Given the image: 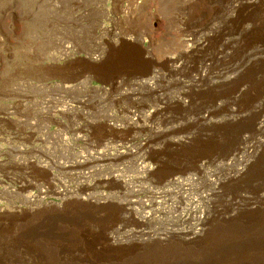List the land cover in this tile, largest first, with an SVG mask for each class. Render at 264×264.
Listing matches in <instances>:
<instances>
[{
  "label": "rangeland",
  "instance_id": "1",
  "mask_svg": "<svg viewBox=\"0 0 264 264\" xmlns=\"http://www.w3.org/2000/svg\"><path fill=\"white\" fill-rule=\"evenodd\" d=\"M225 1L0 0V229L40 232L53 223L58 236L73 241L80 228L82 251L102 257L156 241L176 245L178 233L202 230L200 238H188L194 244L264 206V176L250 174L264 160V129L258 125L264 118L263 91L253 87L236 100L235 84H225L215 98L219 88L207 86L211 75L216 78L211 65L209 80L189 105H156L157 98L141 90L145 110L161 108L144 117L145 126L126 123L132 106L127 96L138 77L150 79L154 69L163 82L177 77L164 58L180 51L178 40L192 36L196 46L205 44L201 53L188 57L191 69L180 77L184 83L196 74L200 58L211 61L221 35L213 36L209 24L221 20L213 14ZM228 25L222 24L220 32ZM209 33L213 37L206 41ZM108 58L113 64H105ZM205 113L210 122L199 119ZM141 161L153 170L138 174L133 164ZM117 175L135 188L145 182L150 191H159L154 205L148 189L141 188L132 199L147 200L148 207L126 205L128 188L118 185ZM172 177L190 178L189 184H169ZM86 199L99 204L90 206ZM190 206L195 216L181 219ZM147 212L154 217L138 221ZM150 234L162 239L149 241ZM239 244L199 243L201 253L188 259L230 262L238 258Z\"/></svg>",
  "mask_w": 264,
  "mask_h": 264
},
{
  "label": "bare ground",
  "instance_id": "2",
  "mask_svg": "<svg viewBox=\"0 0 264 264\" xmlns=\"http://www.w3.org/2000/svg\"><path fill=\"white\" fill-rule=\"evenodd\" d=\"M189 1L195 5L196 4L195 2L197 0H189ZM225 2H226V4H223L221 6V8L218 7L217 12L215 14H213L214 16L220 14V16H222L221 20L220 21L218 20V22H216V23H214L215 21L214 22L210 21L211 24H209V25H212L211 29L209 28L210 29L209 31L212 32L213 36L217 35L218 33L221 35L220 36L221 42H219L220 45H219V47L215 48V51L213 52V58L210 59L211 61L206 62V60H207L205 58L206 56L200 58V64L198 66L196 65L197 67L194 69L196 74L193 76L188 75L190 78V82L184 83L180 77L182 76V74L184 72L188 73V70L191 69V66L188 65V57L192 54H195V53H201L205 49V44H199L196 46L194 44L196 41L192 42L193 41V39H191L192 36L191 37L189 36V38H187V39L178 40V42L180 44V51L174 55H169V56H167V58H164L165 63H169V64L171 63L172 64L171 65L172 70H170V71L172 72V75H175L177 77L174 78V81H169V80L167 81L165 79V81L163 82L160 80V78L162 79L161 72L157 69H154L153 71H151L152 73H151L150 79H145L144 77H142V78L138 77L137 79L135 78L136 80L132 84L133 88L130 89L131 90V91H129L130 94H128V96H127L128 98L131 99L130 103H132L131 108L129 110H127L128 113H126V114L130 115V117H129L130 121L128 120L129 123L126 122L127 125L130 124V126H132L133 128H136L140 125L145 126L146 122H144V121L147 120L146 118H149L150 116H152L156 111L159 112V110L161 108V106L159 108L156 107V108H154V110H150L149 112L147 110H145V107L147 104H146V101H144V99L141 98V90L146 91L147 93L154 95L157 98L156 105H158V104L161 105L162 103L163 104L165 103L164 105L166 107L168 105V103H175L181 107H186V105H189V103H191L195 99V92H197L198 90L201 89V86L204 84L203 82H205L206 80H209V78H207V77L210 75L209 74V72H210L209 67L211 65H214L212 68L216 69V72H215L216 78L212 79V75H211V77L209 76L210 80L207 83V86H209L208 89H215L213 87L219 88L222 85L225 86V84H230V85L235 84L236 93L238 95V96L234 97V98H236V100L240 99L241 97L243 98L244 96H246L250 92V90L253 89V87H256V89H259L260 91H263V93H264V0H227ZM218 5H220V4H218ZM182 6H183V4H182ZM9 7L10 6L6 5V7L3 8L2 12L4 13V11H8ZM241 7H242V13L239 14V11H241L240 10ZM191 9H192V7H191ZM235 13H236L235 16H237V17H233ZM24 17H27V16L25 15ZM226 23L229 24L228 25L229 27L226 29L225 32L221 33L220 32L221 25L226 24ZM97 27H98V25H97ZM224 27H225V25H224ZM99 28L101 29L102 27H99ZM10 32H11V30H10ZM210 35H211L210 33L206 35V41L212 39L213 36L209 37ZM218 37H219V35H218ZM149 38H150V36H149ZM153 40H155V39H153ZM156 41L157 40H155V43H156ZM201 43H203V42H201ZM153 45H155V44H153ZM146 52H147V55H149V56L152 55L149 50H147ZM2 58H3L2 53H0V65L3 62ZM111 63H112L111 59H109V58L105 62V64H107V65H110ZM104 66H106V65H104ZM127 80H125V81H127ZM132 80H130V81H132ZM130 81H129V83H130ZM62 85L64 87H70L71 86L70 84H62ZM75 85H77V84H74V86ZM123 85H124V83H123ZM172 85L177 86V87L174 86L175 87L174 91L169 90ZM63 86H61V87H63ZM130 88H131V86H130ZM218 88H216V89H218ZM167 91H169L168 94H166ZM207 91H212V90H207ZM219 91H221V88H219L217 90V93H215L216 95L213 93L215 98L218 97ZM121 92H123V91H121ZM118 94H119V92H118ZM121 95H123V94H121ZM204 95H206V94H204ZM200 97H201V95H200ZM122 98H124V97H122ZM218 100H219V98H218ZM69 103H71V102H69ZM76 103H78V101ZM219 103H221V102H219ZM53 106H57V105H53ZM67 107H73V105H67ZM51 109H53V108H51ZM51 109H50V111H51ZM63 109H64V106H63ZM57 110H56V112H57ZM54 111L55 110L53 109V112ZM144 117H146V118H144ZM199 119L203 120V122L204 121L210 122L209 121L210 117H209V114H207V113L199 116ZM149 121H151V120H148V122ZM258 125L261 127V129H264V118L259 121ZM94 160H95V158H94ZM142 161L139 163L137 162V164H133V166L136 168V169L135 168L134 169L138 172V174H139V172L142 173V175H143V173H150L153 170L152 169L153 167L150 166L151 164L143 163ZM68 165H70V164H68ZM85 165H87V164H85ZM85 165H84V167H85ZM89 165L91 166V164H89ZM95 165H98V164H95ZM248 165L249 164H244L243 168H246ZM40 166H42L43 168L50 167L49 164H42ZM57 166H59V165H57ZM62 166H63V164H61V167ZM66 166H67V164H66ZM72 166H76V164L72 165ZM80 166H83V164ZM64 167H65V165H64ZM252 167L253 168L250 171L252 178H259L261 176H264V160L261 162V164L257 165V167H255V168H254V166H252ZM243 168H242V170L239 169L237 171V173L241 174L244 170ZM247 169H248V167H247ZM189 180H190V178L181 179L180 177H172V178H168L167 182L169 184H176V185L179 184L182 187H184L185 185L189 184V183H187V181H189ZM116 181H117L118 185H120L124 188H128L130 198L128 199L126 205H129L132 202H137L138 204L140 203L139 205H141L142 208L148 207V202H146L147 200L145 201V200L140 199V198L139 199L138 198L132 199V198L137 197V195L141 189L142 190L148 189L147 193L149 194V197H148L149 200L148 201L150 202V205L151 204L154 205V202H155L154 199H156L155 195H157V193H160L159 191H154V190L150 191V189H151L150 186H147L145 184V182L144 183L141 182L142 183V184H140L141 189L135 188L132 185H130L128 179H126L124 177V175H123V177L122 176L116 177ZM138 181H140V180H138ZM132 183H133V181H132ZM38 191H39V193H45L46 192L45 189L42 190L40 188ZM54 192L56 194H60L63 197H65V193H62V190L55 189ZM86 198H88V196ZM82 199H83V197H82ZM86 202L89 203L90 206H94V205L99 204V200H95V199L94 200L86 199ZM80 203H82V202H80ZM82 206H84V205L82 204ZM90 206H88V207H90ZM187 209H188L187 214L186 215L181 214V217H182L181 219H184L186 216L188 217L189 215L194 214V210H193L192 206H190ZM75 212H76V210H75ZM75 214H79V213H75ZM80 216L81 215H79V217L76 219L77 221L82 217V216L81 217ZM194 216H195V214H194ZM151 217H154V216H152L151 213L149 214V212L144 213L142 215L140 214L138 216V221L145 222V221H148L149 219H151ZM70 218H71V216H70ZM62 219H64V218H62ZM45 222H47V221H45ZM55 222H56V220H55ZM69 222L71 224V221H69ZM83 225H82V227H83ZM222 225H223V227H220L218 229H213L210 232V235L208 234L209 236H207L206 238L204 237L205 236L204 235L203 238H201L199 241L196 242L198 244L194 243L196 245H194L193 242L192 243L188 242L189 241L188 238H192V240L197 239L201 235L202 230L193 231L190 233H188V232L187 233H184V232L178 233L179 234L178 235V242L179 243H177L176 245L171 244V243L163 244L164 242L161 243V241L160 242L156 241V242H151L152 244H149V243L146 244L145 243V245H141L139 247H136L135 249H127L126 250L127 252L123 251L121 253L122 256L119 255L120 253L119 254L117 253L118 255H112V254L109 255L108 254L109 256L105 255L102 257H100L99 255H97V256L91 255L90 256V254H86L84 251H82L81 247L83 245H82L80 238H79V234H81L80 228H78V230L75 229L76 230L75 234H77L78 237H75V240H73V241L69 240V238H70L69 236H66V237L65 236H63V237L58 236L57 233L54 232L53 223H49L48 226L45 228V230H42L40 232L35 231L36 233L32 232V231L22 233L21 231H18V230L8 231L5 229H0V264H176V263H182V264H264V206L261 208H258L257 210H253L252 212H248V214L243 216L242 219L230 220V221H228ZM73 226H74V224H73ZM57 228H59V226ZM72 231H73V228H72ZM59 234H60V232H59ZM75 234H74V236H75ZM83 235H84V233H83ZM174 237H177V235ZM81 238H83V237H81ZM155 238H156V240L162 239L160 236H157V234H150V236H148L147 239L150 241L151 239H155ZM211 240L213 242H217V243L220 241L221 242L226 241V242L232 243V244H234L237 240H241L242 244L241 245L239 244L240 245V253L238 254V258H236V260H232V261L229 260L230 262H225V261L195 262V261H192L191 258L188 259L189 257L197 256L198 254L201 253L202 247L199 245V243H206L208 241L210 242ZM116 242H118V241H116ZM213 244H215V243H213ZM215 256H216V254H215ZM234 256H236V255H234ZM103 257H105V258H103Z\"/></svg>",
  "mask_w": 264,
  "mask_h": 264
}]
</instances>
